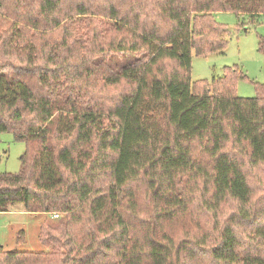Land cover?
Wrapping results in <instances>:
<instances>
[{"label":"trees","instance_id":"obj_1","mask_svg":"<svg viewBox=\"0 0 264 264\" xmlns=\"http://www.w3.org/2000/svg\"><path fill=\"white\" fill-rule=\"evenodd\" d=\"M9 7L31 9L10 18ZM157 7L164 24L110 2L0 0L8 18L0 32V132L25 144L19 171L0 173V212L20 203L26 213L59 219L38 227L47 251L0 245V264H188L196 250L207 264H264V222L252 220L242 168L264 163V84L244 98L235 92L236 69L210 82L190 76L193 51L227 46L228 30L213 13L253 23L264 17V0H158ZM89 15L104 16L122 35L100 47L95 36L71 34L68 24ZM258 50L264 56V40ZM114 56L123 59L112 67ZM98 77L104 87L122 83L123 92L103 99L89 88ZM189 175L206 179L203 205L214 218L234 203L210 240H175L164 228L189 209L181 195ZM242 223L253 225L244 246ZM23 241L21 229L16 242Z\"/></svg>","mask_w":264,"mask_h":264},{"label":"rangeland","instance_id":"obj_2","mask_svg":"<svg viewBox=\"0 0 264 264\" xmlns=\"http://www.w3.org/2000/svg\"><path fill=\"white\" fill-rule=\"evenodd\" d=\"M93 4L100 5L104 3L116 4L118 8L139 10L142 17L156 20L160 24L165 23V18L160 14L157 7L158 0H89ZM138 5L142 8H138ZM20 7V6H19ZM12 11L9 7V15L15 17V13H26L28 11ZM33 8V7H32ZM214 9V8H213ZM11 12H13L11 14ZM143 13H145L143 15ZM214 20L223 25L227 30V46L223 53H210L206 55H196L194 51L191 57V80L208 81L213 77H221L224 68L236 69L242 77L235 80V92L239 97L250 98L256 95V86L264 84V56L258 50V43L264 40V17L257 21L244 22L241 16L230 11H218L213 13ZM3 18V19H2ZM17 18V17H16ZM82 21L69 23L68 28L71 34L78 33L86 35L89 40L95 36V42L100 47H104L107 41L119 38L122 33L110 32L105 27L106 19L102 15H89ZM8 19L6 13L0 12V32L5 27L3 21ZM61 24H64L61 22ZM41 32V30H38ZM108 54V53H106ZM108 55L104 56L106 59ZM121 57H109L107 62L112 67L121 63ZM101 79L94 78L89 88L92 92L100 94L103 99L109 100L117 98L123 92L122 83L111 87L102 86ZM99 87V88H98ZM98 88V89H97ZM95 90V91H94ZM91 92V93H92ZM25 150L23 141L15 140L12 132H0V173H17L20 169L19 157ZM230 152L238 161L245 164L246 156L237 155L236 152L228 147ZM198 157V148H195ZM200 159L208 163L209 159L200 154ZM249 184L250 202L252 209L255 210L254 221L264 222V163L255 167L242 166ZM209 169V167H207ZM137 194L142 197L143 185H136ZM209 185L206 184L201 175L184 176L181 183V195L186 197L189 209L186 214L179 216L173 222L164 228L171 234L175 240L185 237H200L210 240L214 237L216 225L226 218L234 209V203L227 201L223 204L220 212L214 218L213 213L204 208L203 202L209 197L207 190ZM61 216V214H59ZM57 218H52L50 213H26L20 203L12 206L7 212H0V245L8 250H27V251H47L48 246L38 240V227L42 224L55 223ZM253 225L242 223L239 227L241 237L250 230ZM76 228V227H75ZM78 228V226H77ZM24 231V241L16 242V234L19 230ZM241 242L244 246L243 237ZM187 242V241H184ZM187 245H192L187 242ZM194 259L188 264H207V258L203 257L197 250L193 253Z\"/></svg>","mask_w":264,"mask_h":264},{"label":"built area","instance_id":"obj_3","mask_svg":"<svg viewBox=\"0 0 264 264\" xmlns=\"http://www.w3.org/2000/svg\"><path fill=\"white\" fill-rule=\"evenodd\" d=\"M52 216H53V217H57L58 215L54 213V214H52Z\"/></svg>","mask_w":264,"mask_h":264}]
</instances>
